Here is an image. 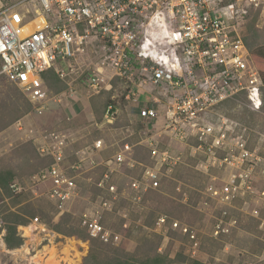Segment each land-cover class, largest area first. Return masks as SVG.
Masks as SVG:
<instances>
[{"label": "built area", "instance_id": "2783aa9c", "mask_svg": "<svg viewBox=\"0 0 264 264\" xmlns=\"http://www.w3.org/2000/svg\"><path fill=\"white\" fill-rule=\"evenodd\" d=\"M252 12L264 13V0H0V78L19 87L38 115L44 114L50 95L45 74L53 70L75 93L69 79L78 71L72 62L84 58L94 42L102 44L104 62L117 76L138 88L159 87L165 96L164 128L142 133L140 145L149 152L148 164L131 158L133 147L128 144L105 159L107 146L101 139L80 149L75 148V135L68 132L50 131L35 139L41 158L50 164L32 180L29 190L35 193L38 186L47 187L45 195L56 206V220L83 199L82 228L91 238L118 247L123 236L103 225L105 214L113 213L123 198L145 210L149 192L157 191L165 178L172 179L191 157L194 170L205 179L196 210L210 224L211 236L215 240L230 236L239 227L240 213L257 220L264 234V157L258 146L252 148L246 124L225 112L229 105L256 112L263 108L262 78L242 37ZM104 75L99 68L87 76L94 94L111 89ZM139 76L147 79L135 81ZM239 95L249 104H229ZM153 103L161 100L154 98ZM156 104L141 109L140 118L150 124L158 120ZM117 114L109 105L104 124L114 125ZM138 167L139 178L120 186L114 183L123 169ZM100 169L102 176L94 181L92 173ZM83 182L98 189L95 199L83 193ZM10 188L15 195L27 191L18 180ZM188 196L184 193L183 202ZM215 210L218 214L211 212ZM2 226L0 221L3 236ZM153 228L164 240L171 232L191 240L198 235L196 229L167 215H160ZM46 231L36 218L20 226L18 236L26 239L27 234ZM74 243L85 254L90 248V241ZM69 249L75 258L71 264H78L85 254L75 246ZM42 256L45 260L47 255ZM36 257L30 263L43 264L44 260L35 262Z\"/></svg>", "mask_w": 264, "mask_h": 264}, {"label": "rangeland", "instance_id": "374dc122", "mask_svg": "<svg viewBox=\"0 0 264 264\" xmlns=\"http://www.w3.org/2000/svg\"><path fill=\"white\" fill-rule=\"evenodd\" d=\"M253 19H257L256 30L259 36L256 47L264 46V13L254 15ZM254 35L255 32L250 33L245 29L242 32L244 41L246 38H250L251 43H254ZM105 58L106 51L102 44L94 42L88 47L84 58L72 62L78 73L69 79V82L73 83V90L75 86L87 88V97L90 98L91 103L94 101L96 104L94 122L91 121L89 114H78L75 119L68 115L63 108L66 104V97L60 98L62 101L56 104V109H53L54 94L71 89L67 82L61 81L56 75L52 76L54 71L47 75L50 95L44 103L45 112L42 115L35 112L33 105L19 87L5 77L0 78V173H13L14 181L18 180L27 189L24 194L20 195H15L11 188L9 190L0 189V221L3 223L2 229L6 230L3 236L0 230V264H31V258L37 254L38 257L34 259L37 263L44 260L42 255H47L43 264H71L73 262L71 259H75L70 255L69 248L72 246L85 254L84 249L74 243L75 240H86L84 239L87 235L86 231L80 223L85 200H79L73 206L71 213L65 214L67 216L63 215L64 223L59 224L60 220H56V206L45 195L47 187L38 186L35 193L29 190V187L33 186L32 180L50 164V160L41 158L35 139L50 131L68 132L77 138L76 149L89 146L97 139H101L107 146L108 154L116 155L121 148L128 144L138 153L137 159L140 162L149 161V152L140 145L144 139L142 133L149 129L141 121L142 118L140 120L139 117H133V111L136 110L134 104L148 105L150 96L142 95V92L143 89L151 91L154 96L162 99L161 104H156L154 107L161 110V116H165L166 100L163 97V91L150 84L138 88L135 84L120 78L104 62ZM99 68H103L106 82L111 86V89L94 94L86 84V78L92 70ZM143 79L147 78L139 76L135 81L139 82ZM261 94L262 101H264V84ZM239 96L235 102L229 104H249L245 96ZM71 99L83 108L81 104L85 103L79 99H73V97ZM109 105H113L118 112L117 121L112 126L104 124V117ZM234 107L226 106L225 112L246 124L251 132L252 148L258 146L261 151L260 155L264 157V102L262 110L258 112L251 108H249L250 111H246L243 106L240 109L237 108L238 106ZM19 124H21L22 131L18 129ZM194 165L195 160L188 157L185 165L175 170L172 179L165 178L157 191L149 192L145 199V210L134 208L127 198L120 199L114 212L106 213L103 217V225L123 236L121 245L127 247L126 254L133 257L134 264H143L146 256H154V252L148 253L149 250L153 251V248L158 247V251L162 255L166 252L168 255L169 252V258L174 261L172 264H192L193 262L201 264H264V234L258 230L257 220H255L257 224L251 221L253 217H248L245 213H240L239 210V212L230 210L232 214L234 211L240 213L238 229L234 230L230 236L220 240H215L211 236L210 224L204 215L196 210L200 200L199 191L203 190L205 179L194 170ZM123 170L126 171L128 180H123L122 176L119 177L122 173L117 174L113 181L119 186L122 183L126 184L131 178H139L142 175V170L139 167L134 171L128 168ZM98 171L94 172L95 175L92 173L94 181L97 176L102 174L101 169ZM88 177L89 175L84 176L85 179ZM179 185H181V192L177 191ZM81 186L83 193L91 196L92 200L99 193L92 183L83 182ZM184 193L189 194L187 202H183ZM219 209L223 208L219 207ZM211 212L218 214L217 210ZM160 215H167L181 223L182 226L187 225L191 229H196L197 237L191 240L190 237H185L179 232H171L169 240L166 238L160 240L159 235L153 230ZM36 218L39 219L40 226L44 225L47 231L45 233L37 232L33 235L27 234L30 238L22 239L24 249L16 248L20 251L9 249L5 243L7 227L17 225L18 235L20 226H26ZM17 221L20 224H17ZM125 224H127V228L124 227ZM240 229L250 235L240 234ZM64 232H77L76 234L80 237L74 234L71 236L61 234ZM92 247L95 248L94 243H92ZM111 247L116 246L111 245ZM90 248L83 259L90 256ZM194 248L197 249L195 258L192 256ZM102 249L109 252L112 257L121 255V252L111 251L109 246L102 247ZM52 259H55L56 263H53ZM83 259L81 258L78 264H82ZM98 264H104V262L99 260Z\"/></svg>", "mask_w": 264, "mask_h": 264}, {"label": "trees", "instance_id": "16d2710c", "mask_svg": "<svg viewBox=\"0 0 264 264\" xmlns=\"http://www.w3.org/2000/svg\"><path fill=\"white\" fill-rule=\"evenodd\" d=\"M261 12H252L250 14V17L248 19V22L245 26V30H247V32H255V35L253 37L254 39V43H251L252 41L250 40V38H246V44L252 54V57H253V60L259 70V73H260V76L262 78V82L264 84V46H257V42H258V33H257V19H253L254 18V15L256 14H260ZM51 71L47 72L45 74V82L47 84V87L49 88L48 86V82H47V75L50 73ZM53 72V70H52ZM55 72H53L52 76H55ZM248 111V110H246ZM14 182V175L13 173H0V189H5V190H9L10 189V186L11 184ZM64 216H67V215H64ZM64 216L61 217L60 219V222L59 224H63V219H64ZM18 222V221H17ZM17 224H20V222H18ZM23 224V223H22ZM65 233V234H64ZM64 233H61L65 236H71V235H76L78 236V234L76 233H73V232H64ZM87 234V232H86ZM80 237V236H78ZM158 238L160 240H163V238L161 236H158ZM86 239L85 241H90V256H88V258H84L82 261V264H98L99 263V260H102L104 262V264H134L132 262V256L131 255H128L126 254L127 252V247L125 245H121L119 247H111V245H107V244H104L102 243L100 240H97V239H93L89 236V234L86 235ZM5 243L7 245V247L9 249H16V248H19L22 246V238L19 237L17 235V225L16 226H8L7 227V234L5 236ZM92 243H94V246L95 248L93 249L92 247ZM106 247H110L111 251H118V252H121V255L119 256H115V257H112L109 255V252L105 251L104 249H102V247L105 248ZM101 249V250H100ZM114 249V250H113ZM159 247L154 249L153 248V251L150 249L148 253L150 252H154V256H146L145 257V261L143 262V264H172L174 263V261L172 259L169 258V252H168V255H167V252L166 254L162 255L159 253L158 251ZM181 257V256H180ZM143 261V260H142ZM192 264H201L199 262H193Z\"/></svg>", "mask_w": 264, "mask_h": 264}, {"label": "crops", "instance_id": "0c3cea01", "mask_svg": "<svg viewBox=\"0 0 264 264\" xmlns=\"http://www.w3.org/2000/svg\"><path fill=\"white\" fill-rule=\"evenodd\" d=\"M80 88H78L77 86L74 87V90H75V93H73L74 95L70 93V90L69 89H67V91H65L63 93H59V94L56 93V94H54V96H55L54 98L55 99H53L54 101H52L53 104L51 102V104L54 105V108L53 109H56V106H57L56 104L58 102H61L62 99L64 97H66V99H65L66 104H64L63 108L66 110V112L68 113V115H70L73 119H75V117L78 116V114L79 115L89 114L90 115V118H91V121L94 122L95 121V115H96L95 114L96 104H94V101L91 103L90 98L87 97L88 96V90H87V88L86 89H84L82 87H80ZM142 95H149L150 96V103L148 105H146V106H143L142 104H137V105L134 104V107L136 108V110L133 111V117L134 118L139 117L140 120H141V118L139 116V111L141 109H144V108L150 106V104L153 103V99L154 98H158L162 102V99H160L159 97L154 96L153 93H151V91H148V90L143 89ZM72 97H73V99L74 98L75 99H79V101H81L82 103H85V104H81L83 108H81L79 106V104H75L76 101L74 102V100L71 99ZM163 97L165 98L164 95H163ZM60 98H62V99H60ZM72 103H74V104H72ZM154 104H156V103H154ZM157 110L159 111V118H158V120L154 121L151 124L150 123H147L144 120H141V121H143V124L145 123V125H147V127L149 129V132H151V133H157V132L161 131L164 128V125L166 123L165 116L164 115L161 116V113H162L161 110L160 109H157ZM78 149H80V148H78ZM110 156H113V155L108 154L107 153V148H106V150L102 154V157L106 159V158H109ZM137 156H138V153L135 152L134 150H132V152L130 154V157L133 158L135 161L140 162V160L137 159ZM148 158H149V156H148ZM140 163L148 164L149 161L148 162H140ZM95 173H97V172H95ZM95 173H94V175H95ZM102 173H103V170H102ZM101 176H102V174H100L99 176H97L95 179L98 180V179H100ZM121 176L123 177V180H125V179L128 180V176L126 174V171L123 170L122 174L119 175V177H121ZM234 214H237V213H235V211H234ZM251 221L255 222V220H253V219ZM257 228H258V226H257ZM239 232H240V234H243V235L244 234L245 235L246 234L247 235H250L247 232H243L241 229H240Z\"/></svg>", "mask_w": 264, "mask_h": 264}, {"label": "bare ground", "instance_id": "6f19581e", "mask_svg": "<svg viewBox=\"0 0 264 264\" xmlns=\"http://www.w3.org/2000/svg\"><path fill=\"white\" fill-rule=\"evenodd\" d=\"M53 263H56L55 259H52Z\"/></svg>", "mask_w": 264, "mask_h": 264}]
</instances>
